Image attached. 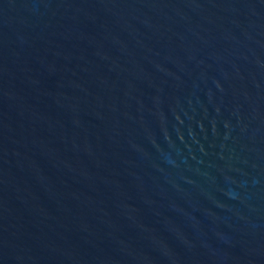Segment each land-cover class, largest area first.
<instances>
[{"label": "water", "instance_id": "water-1", "mask_svg": "<svg viewBox=\"0 0 264 264\" xmlns=\"http://www.w3.org/2000/svg\"><path fill=\"white\" fill-rule=\"evenodd\" d=\"M0 264H264V0H0Z\"/></svg>", "mask_w": 264, "mask_h": 264}]
</instances>
